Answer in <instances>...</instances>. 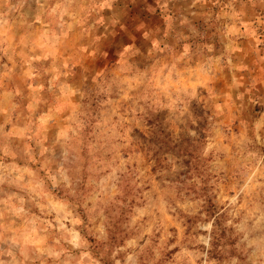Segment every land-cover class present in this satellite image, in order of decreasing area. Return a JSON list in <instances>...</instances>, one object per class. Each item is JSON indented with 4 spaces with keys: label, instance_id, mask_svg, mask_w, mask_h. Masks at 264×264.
I'll use <instances>...</instances> for the list:
<instances>
[{
    "label": "clouds",
    "instance_id": "obj_1",
    "mask_svg": "<svg viewBox=\"0 0 264 264\" xmlns=\"http://www.w3.org/2000/svg\"><path fill=\"white\" fill-rule=\"evenodd\" d=\"M0 264H264V0H0Z\"/></svg>",
    "mask_w": 264,
    "mask_h": 264
}]
</instances>
